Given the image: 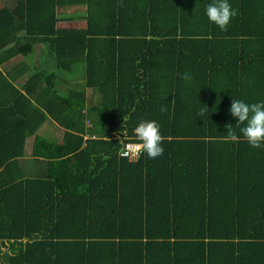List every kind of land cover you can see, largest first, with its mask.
<instances>
[{"label":"trees","instance_id":"1","mask_svg":"<svg viewBox=\"0 0 264 264\" xmlns=\"http://www.w3.org/2000/svg\"><path fill=\"white\" fill-rule=\"evenodd\" d=\"M205 2L0 8L4 61L42 42L57 69L83 66L85 78L64 91L56 72L27 61L16 78L0 68V138L46 120L64 128L60 142L37 134L31 155L50 169L29 178L24 147L0 146V264H264V146L251 147L229 111L232 99L264 101V0H229L239 11L226 31ZM80 5L86 25L62 24ZM142 119L160 124L164 154L129 160L120 150ZM229 123L238 142L223 139Z\"/></svg>","mask_w":264,"mask_h":264},{"label":"crops","instance_id":"2","mask_svg":"<svg viewBox=\"0 0 264 264\" xmlns=\"http://www.w3.org/2000/svg\"><path fill=\"white\" fill-rule=\"evenodd\" d=\"M0 3H1L0 8L4 6H9L11 7V9L14 10V8H16L17 0H1ZM188 4L189 2L187 1V5ZM206 4L207 2H205V5ZM83 10H85V6L83 5L73 6L70 8L65 7L64 10H62V13L60 15L64 16L65 18H72V16H75L77 19L73 21H71L72 19H66L65 21L61 23L62 24L64 23L66 25H73V22H79L83 24L74 25V26L84 27L86 25V21L83 18H78L79 16H82L80 15V12L82 13ZM20 35H23V33H20ZM2 51L3 49L0 50V58L3 59V63H0V68L1 66H5L7 67V69L9 68L15 78L18 75V73L21 72V70H18L17 67H23L24 61H27V66L36 67L37 70L45 69L46 71H49V72H52V71L56 72L58 75L56 79V86L58 85L64 91L69 87V85H74L77 88L80 86L82 87L84 85L85 78H84V70L82 68L83 66L80 68L76 67L74 71L69 72V73L57 69L56 66L54 65L55 63H54V59L52 55L46 51V47L42 42H37L35 44V49L33 53L30 54L27 58L24 56H15L11 58L9 61H4L5 54H3ZM17 79L21 80L22 78H17ZM86 90H87L86 95L88 99L90 98L93 100H98L100 98V93L96 91L94 88L87 87ZM22 91L25 92L24 90ZM90 91H92V93H90ZM35 94H37V91H35ZM30 98L33 100V102H36L34 97H30ZM18 103H19V107H21L20 108L21 112L22 113L26 112L28 109L27 107L29 103L27 102H24V103L18 102ZM34 114H37V113L35 112ZM33 115L31 114V116ZM32 120H33V117L30 120V123H32ZM2 122H6V121L3 120ZM27 127L22 128V130H20V135L17 134L16 137L2 136L0 138V146L2 148H5L3 149L4 151L9 147L13 148L15 151H18L20 148L24 147V152L22 155L23 157L21 158L23 159L22 162L24 163L22 165L25 170L24 173L26 174L25 178L26 177L29 178L31 176L42 174L46 172L48 169H50L47 166L46 159L45 161H41L43 159H40L37 156L31 155L32 150H33V144H34L35 137L37 136V134L42 137H45L46 139L52 142L54 141L60 142L62 141L63 136H64V128L59 127V125H57L51 120H46L40 125V128L38 129L36 133H34L33 135H28L26 138H24L23 136L24 132L27 129H30L32 127V124L27 125ZM12 134L14 133H11V132L8 133V135H12ZM123 141L124 139H122V142ZM3 249L5 250L6 248L3 247Z\"/></svg>","mask_w":264,"mask_h":264},{"label":"clouds","instance_id":"3","mask_svg":"<svg viewBox=\"0 0 264 264\" xmlns=\"http://www.w3.org/2000/svg\"><path fill=\"white\" fill-rule=\"evenodd\" d=\"M122 6V5H121ZM206 15L208 19L216 24L222 31L227 30L231 19L238 15V9L233 8L229 0H212L206 4ZM184 80H190V74L185 73L182 76ZM161 111H167L162 106ZM208 111L207 107L200 109L197 114L201 117ZM230 114L238 118L237 124H243L244 127L239 129L243 137L253 148L264 146V101L256 103H247L242 99H232ZM127 117L123 120L126 122ZM233 124L226 125L227 135L223 137L226 142H238L240 136L234 130ZM127 135L126 129L123 131ZM134 134L139 143L133 146H126L125 150L120 153L122 157L135 159L141 153H146L151 159H156L164 154L162 146L164 137L160 131V124L155 119H142L134 128Z\"/></svg>","mask_w":264,"mask_h":264},{"label":"built area","instance_id":"4","mask_svg":"<svg viewBox=\"0 0 264 264\" xmlns=\"http://www.w3.org/2000/svg\"><path fill=\"white\" fill-rule=\"evenodd\" d=\"M137 143H139V141H127V142H124V145H123V147L121 148V150H120V153L121 152H123L124 150H125V147L126 146H133V145H135V144H137ZM141 155V154H140ZM140 155L138 156V157H136L135 159H132V158H129V157H127L129 160H136V159H138L139 157H140Z\"/></svg>","mask_w":264,"mask_h":264},{"label":"rangeland","instance_id":"5","mask_svg":"<svg viewBox=\"0 0 264 264\" xmlns=\"http://www.w3.org/2000/svg\"><path fill=\"white\" fill-rule=\"evenodd\" d=\"M1 2V0H0ZM1 4V3H0ZM80 24H83V23H79V22H73V25H80ZM90 93H92V91H90Z\"/></svg>","mask_w":264,"mask_h":264}]
</instances>
